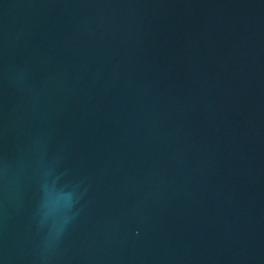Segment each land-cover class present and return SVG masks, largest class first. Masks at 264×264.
I'll return each instance as SVG.
<instances>
[{
	"label": "water",
	"instance_id": "water-1",
	"mask_svg": "<svg viewBox=\"0 0 264 264\" xmlns=\"http://www.w3.org/2000/svg\"><path fill=\"white\" fill-rule=\"evenodd\" d=\"M0 264H264V0H0Z\"/></svg>",
	"mask_w": 264,
	"mask_h": 264
}]
</instances>
